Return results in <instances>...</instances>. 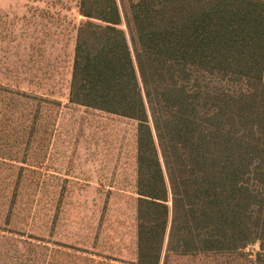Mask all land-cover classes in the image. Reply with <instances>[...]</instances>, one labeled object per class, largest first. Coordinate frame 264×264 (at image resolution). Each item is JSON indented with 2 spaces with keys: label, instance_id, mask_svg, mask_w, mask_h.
I'll list each match as a JSON object with an SVG mask.
<instances>
[{
  "label": "trees",
  "instance_id": "trees-1",
  "mask_svg": "<svg viewBox=\"0 0 264 264\" xmlns=\"http://www.w3.org/2000/svg\"><path fill=\"white\" fill-rule=\"evenodd\" d=\"M78 8L68 101L136 122L135 257L55 248L12 195L0 264H264V0Z\"/></svg>",
  "mask_w": 264,
  "mask_h": 264
},
{
  "label": "rangeland",
  "instance_id": "rangeland-1",
  "mask_svg": "<svg viewBox=\"0 0 264 264\" xmlns=\"http://www.w3.org/2000/svg\"><path fill=\"white\" fill-rule=\"evenodd\" d=\"M78 3L0 0V201L55 248L132 261L136 122L68 101Z\"/></svg>",
  "mask_w": 264,
  "mask_h": 264
}]
</instances>
